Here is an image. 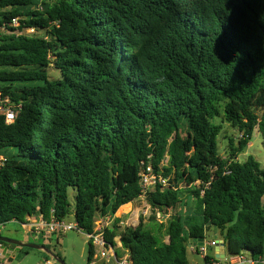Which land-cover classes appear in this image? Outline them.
<instances>
[{
	"label": "trees",
	"instance_id": "trees-1",
	"mask_svg": "<svg viewBox=\"0 0 264 264\" xmlns=\"http://www.w3.org/2000/svg\"><path fill=\"white\" fill-rule=\"evenodd\" d=\"M6 8L40 34L0 40V91L21 105L12 124L0 116V225L63 220L71 189L90 234L138 199L149 163L171 185L147 195L152 214L198 204L170 216L164 235L154 220L151 231L115 219L104 238L132 264H188L210 228L228 256L264 257V169L238 161L254 130L264 146V0H0ZM216 118L238 133L224 158Z\"/></svg>",
	"mask_w": 264,
	"mask_h": 264
},
{
	"label": "rangeland",
	"instance_id": "rangeland-1",
	"mask_svg": "<svg viewBox=\"0 0 264 264\" xmlns=\"http://www.w3.org/2000/svg\"><path fill=\"white\" fill-rule=\"evenodd\" d=\"M49 74L52 78L57 77L56 72L50 69ZM221 118H216L215 121L220 125V136L218 138V154L220 157L227 156V138L238 137V133L235 129L231 128L227 123L220 120ZM226 137V138H225ZM247 157H253L260 165L261 169H264V146H262V141L260 135L254 130L252 139L248 143L245 151L238 157V161L242 162ZM69 202L71 204V213L63 219L65 223H74L73 216V206H74V193L69 190ZM191 206H178L175 209L167 210L165 215L159 213L152 214L149 206L146 202L142 200L134 201L130 207L128 205L120 207L115 214V218L119 220L121 230L129 227H136L141 222L147 229L151 231L155 230V226L152 220L156 224L160 225L161 233L164 235L167 228V222L170 216L174 214H180L186 216L193 214L197 209V201L192 199L190 202ZM186 211V213H184ZM186 214V215H185ZM157 229V228H156ZM28 230L24 229L21 223L17 221H11L4 225H0V236L17 240L23 243H33L34 240L28 235ZM219 238L220 234L217 230L210 228L205 233V241L209 242L213 238ZM164 241L167 242V237H163ZM37 245L45 247L51 254L64 264H113L112 261H108L107 258H101L99 256V249L97 247H92L93 257L91 262H88V251H89V240L86 235L78 233L76 231L69 232L65 235L53 234V235H42L40 241ZM118 252H121L120 245ZM6 250V260L9 264H41L45 258L53 260L52 256L49 254L39 251V250H28L27 253L22 251L19 247L5 248ZM121 250V251H120ZM246 255H250L245 252ZM212 256L211 253H208ZM229 257V256H228ZM212 258V257H211ZM187 259L189 264H204L203 258L199 255L191 253L187 250ZM223 263V260H221Z\"/></svg>",
	"mask_w": 264,
	"mask_h": 264
},
{
	"label": "built area",
	"instance_id": "built-area-1",
	"mask_svg": "<svg viewBox=\"0 0 264 264\" xmlns=\"http://www.w3.org/2000/svg\"><path fill=\"white\" fill-rule=\"evenodd\" d=\"M8 9H0V40L4 37H33L40 34V32L31 26H27L22 23L23 18H12L5 19L2 14L5 13ZM41 10V7H39ZM21 105H15L11 98L7 95H4L0 91V116L4 118V123L10 125L14 122L18 111L20 110ZM6 163V157L3 154H0V167H3ZM140 196L137 200H142L146 202L147 195L156 188L160 190L164 188L171 187L169 177H164L161 173L155 172L151 164H141L140 172ZM197 184V183H196ZM209 183L205 185L208 187ZM200 195H203V190ZM116 216H104L95 221V227L93 232L88 234L83 230H80L77 224L65 223L63 220H57L51 218L48 222L44 221L41 217H28L25 220V223H22V227L28 230L29 235L33 239H40L42 235H65L69 232L76 231L78 233L84 234L87 236L89 242L93 247L99 249V256L101 258H107L108 261H112L113 264H132L129 259V254L124 252L121 256H118L117 248L118 246L112 247L108 244L104 238L105 231L111 229L114 224ZM117 241V240H116ZM117 244V243H116ZM217 246V242L205 240L202 241V245L198 246L195 243L189 244L188 249L196 255H199L203 258H207L209 249H213ZM223 260V263H221ZM110 261V262H111ZM0 264H9L6 260V250L5 246L0 242ZM41 264H58L54 260L48 259L44 260ZM206 264V263H204ZM207 264H264V257H261L257 260L252 259L249 255L238 254L235 256H227L218 260L212 258Z\"/></svg>",
	"mask_w": 264,
	"mask_h": 264
},
{
	"label": "water",
	"instance_id": "water-1",
	"mask_svg": "<svg viewBox=\"0 0 264 264\" xmlns=\"http://www.w3.org/2000/svg\"><path fill=\"white\" fill-rule=\"evenodd\" d=\"M0 242L1 243L8 244V245H12V246L19 247L20 249L21 248H25V249L39 250V251L45 252V253L49 254L50 256H52L53 260L55 262H57L58 264H64L63 262H61L60 260H58L56 257H54L51 254V252H49L43 246H40V245H37V244H34V243H23V242H20V241H17V240H13V239L6 238V237H1V236H0ZM196 244L198 246L202 245V240L197 241ZM216 247H217V251H216V254H215V259L218 260L217 253H221L222 254V257H221V259H222L224 257V253H223V249L225 247L224 241L222 239L221 240H218ZM211 252H212V250H209V253H211Z\"/></svg>",
	"mask_w": 264,
	"mask_h": 264
},
{
	"label": "crops",
	"instance_id": "crops-1",
	"mask_svg": "<svg viewBox=\"0 0 264 264\" xmlns=\"http://www.w3.org/2000/svg\"><path fill=\"white\" fill-rule=\"evenodd\" d=\"M132 203H129V205H128V207H130V205H131ZM127 205V204H126ZM125 205V206H126ZM29 235V234H28ZM34 240V244H37V242H39L40 241V239H33ZM218 240H221V238L219 237V238H213V239H211L210 241H215V242H217ZM117 243L119 244V242H118V240H117ZM190 244H193V243H190ZM120 245V244H119ZM118 248H119V246H118ZM118 248H117V253H118V256H121L123 253H120V252H118ZM120 248H121V246H120ZM122 250V249H121ZM120 250V251H121ZM210 250V249H209ZM212 250V252H211V254H212V256H210V257H212V258H214L215 259V254H216V251H217V247H215V248H213V249H211ZM121 252H125L124 250H122ZM191 253H193V252H191ZM223 253H224V257H227L228 255H227V251H226V247H224V249H223ZM194 254V253H193ZM196 255V254H195ZM217 255H218V258H220L221 259V257H222V254L221 253H217ZM188 264H189V261H188Z\"/></svg>",
	"mask_w": 264,
	"mask_h": 264
}]
</instances>
